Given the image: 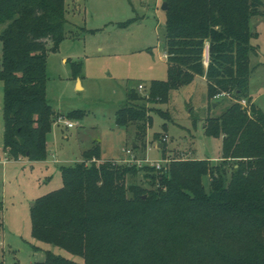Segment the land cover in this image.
<instances>
[{
  "label": "trees",
  "instance_id": "trees-1",
  "mask_svg": "<svg viewBox=\"0 0 264 264\" xmlns=\"http://www.w3.org/2000/svg\"><path fill=\"white\" fill-rule=\"evenodd\" d=\"M163 1L166 79L151 81L142 96L130 89L114 114L119 127L136 124L137 137L148 119L132 100L166 103L170 91L196 76L205 78L209 100L221 92L247 98L258 50L251 18L262 0ZM66 8L64 0H0L3 150L10 159L47 155L55 113L45 99L46 58L71 35ZM79 72L74 63L72 73ZM251 111L233 103L205 120V136L221 139L219 164L172 160L165 173L145 167L147 188L126 184L139 171L135 165L87 164L101 156L93 143L82 162L60 167L62 186L30 209L31 237L81 262L46 251L33 264H264V114ZM83 115L75 110L67 117Z\"/></svg>",
  "mask_w": 264,
  "mask_h": 264
},
{
  "label": "rangeland",
  "instance_id": "rangeland-1",
  "mask_svg": "<svg viewBox=\"0 0 264 264\" xmlns=\"http://www.w3.org/2000/svg\"><path fill=\"white\" fill-rule=\"evenodd\" d=\"M64 1L68 20L66 31H71V35L46 58L45 99L57 112L50 117L51 131L47 137L54 140L48 144L51 153L43 160L8 157L5 165L0 164V258L3 264L43 261L46 251L81 262L79 257L31 237L30 209L37 198L62 186L60 167L82 162L81 153L93 143L100 144L103 157L89 159L87 163L95 160V164L126 165L124 161L129 158L125 150L130 149L137 160L160 161L163 150L170 160L205 159L211 164H219L221 139L205 136L203 125L208 117L218 116L238 100L233 96L209 100L206 82L196 76L190 84L170 91L166 103L130 102L131 105H142L146 110L148 126L139 137L136 136V124L115 125L114 114L127 104L126 93L130 89L134 88V92L142 96L151 81L166 79L167 66L162 59L163 0ZM131 19L133 22L127 27L119 26ZM251 27L258 33L254 40L258 50L250 60L252 73L247 98L241 99L246 100L252 115L251 106L264 114V0L258 14L251 18ZM1 47L0 43V55ZM74 63H80L81 91L79 85L77 89L75 86ZM139 85L142 90L138 89ZM2 101L1 82V160L5 153L1 131ZM75 110L84 113L81 119L67 117ZM59 118L75 126L65 128L56 123ZM132 142L136 144V150L132 149ZM144 168H137L136 176H127L126 184L135 183L147 188ZM209 180L206 178L204 184L207 185Z\"/></svg>",
  "mask_w": 264,
  "mask_h": 264
},
{
  "label": "built area",
  "instance_id": "built-area-1",
  "mask_svg": "<svg viewBox=\"0 0 264 264\" xmlns=\"http://www.w3.org/2000/svg\"><path fill=\"white\" fill-rule=\"evenodd\" d=\"M163 58L166 60L167 56L164 54ZM203 65L205 68L208 65V46H207V44L204 47ZM142 88L143 87L141 85L138 86L139 90H142ZM232 96L233 95L231 93L221 92V93L216 94L214 96L213 100L218 101V100L223 99V98L231 99ZM235 102L239 104V106L246 112L247 115H250V108L248 107V103L246 102V100L238 99V100H235ZM56 123L61 124L65 128H71V127L75 126L74 123L68 122L63 118H59ZM56 123H55V125H56ZM125 155L129 158V159L124 161V163L126 165H129V164L135 165L137 168L149 167V168H153L155 171L162 172V173L166 172L168 165L172 161L169 158H165V159H162V160L157 161V162H150L147 159L146 160H137L134 157V155L132 154V150H130V149L125 150ZM8 157L9 156L5 152L4 158L2 160L0 158V164L5 165L8 162ZM92 162H95V160H93ZM87 164H89V163H87Z\"/></svg>",
  "mask_w": 264,
  "mask_h": 264
},
{
  "label": "crops",
  "instance_id": "crops-1",
  "mask_svg": "<svg viewBox=\"0 0 264 264\" xmlns=\"http://www.w3.org/2000/svg\"><path fill=\"white\" fill-rule=\"evenodd\" d=\"M127 27V26H126ZM125 28V27H124ZM83 30V29H82ZM84 32H87V33H89V31L87 30V31H85V30H83ZM69 38V37H68ZM163 55H164V53H163ZM163 55H162V59L163 60H165L164 58H163ZM47 57H48V54H47ZM63 62H64V60H63ZM165 64H166V60H165ZM201 79L202 80H204L205 81V78L204 77H201ZM206 82V81H205ZM0 83H1V81H0ZM77 85H79V87H80V91L83 89V85H82V80H81V78L80 77H76V83H75V86H76V89H77ZM148 89V88H147ZM133 90H134V88H133ZM54 113H57V112H55L54 110H52ZM2 128H1V131L3 132V125L1 126ZM49 134V133H48ZM48 134L46 135V151H47V154L48 153H51V150H48L49 148H48V144L49 143H53V141L54 140H48L47 139V137H48ZM53 139H55V138H53ZM132 145L133 146H135V144H134V142H132ZM92 146V145H91ZM99 146H100V144H99ZM84 152V151H83ZM82 152V153H83ZM82 153H81V157H82ZM100 157H103L102 155L100 156ZM55 162H58V160L56 159L55 160ZM45 258V257H44ZM39 262V261H38Z\"/></svg>",
  "mask_w": 264,
  "mask_h": 264
},
{
  "label": "water",
  "instance_id": "water-1",
  "mask_svg": "<svg viewBox=\"0 0 264 264\" xmlns=\"http://www.w3.org/2000/svg\"><path fill=\"white\" fill-rule=\"evenodd\" d=\"M161 10L163 12H165L167 10V3L165 1L162 2L161 4ZM215 106V104H213V107ZM135 146L132 145V148H134ZM144 198V197H143ZM34 205V203L31 205V207Z\"/></svg>",
  "mask_w": 264,
  "mask_h": 264
}]
</instances>
